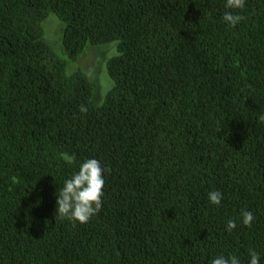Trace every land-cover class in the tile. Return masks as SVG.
<instances>
[{
	"label": "trees",
	"instance_id": "obj_1",
	"mask_svg": "<svg viewBox=\"0 0 264 264\" xmlns=\"http://www.w3.org/2000/svg\"><path fill=\"white\" fill-rule=\"evenodd\" d=\"M225 2L0 0V264H247L248 249L264 264V0L235 10V28ZM112 41L96 105L79 58ZM90 157L104 195L81 224L56 200Z\"/></svg>",
	"mask_w": 264,
	"mask_h": 264
},
{
	"label": "clouds",
	"instance_id": "obj_2",
	"mask_svg": "<svg viewBox=\"0 0 264 264\" xmlns=\"http://www.w3.org/2000/svg\"><path fill=\"white\" fill-rule=\"evenodd\" d=\"M245 6L246 0H226L224 7L229 11L223 13V20L235 28L245 19L235 10H242ZM62 159L66 164L72 165L75 162V155L63 153ZM106 172L107 169L97 158L84 159L79 164L78 171L64 179L63 186L57 194L56 214L73 222L87 223L102 208ZM223 195V192L217 189L209 191L207 199L212 205L219 206ZM239 219L243 225L251 227L256 221V216L251 210L244 209ZM237 227V219L229 218L225 224L228 233ZM210 264H241V259L235 254L221 253L213 258ZM247 264H261V254L255 249H248Z\"/></svg>",
	"mask_w": 264,
	"mask_h": 264
},
{
	"label": "rangeland",
	"instance_id": "obj_3",
	"mask_svg": "<svg viewBox=\"0 0 264 264\" xmlns=\"http://www.w3.org/2000/svg\"><path fill=\"white\" fill-rule=\"evenodd\" d=\"M62 25L61 19L56 14L51 13L43 22L45 38L52 43ZM117 45L118 41H112L89 47L86 53L79 58V65L98 84L92 96L93 104H102L107 92L114 85V81L108 73L107 60L118 53Z\"/></svg>",
	"mask_w": 264,
	"mask_h": 264
}]
</instances>
